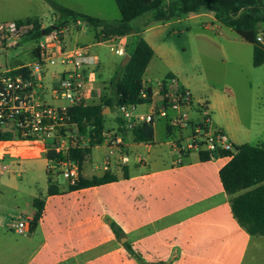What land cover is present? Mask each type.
<instances>
[{
    "label": "crops",
    "instance_id": "obj_1",
    "mask_svg": "<svg viewBox=\"0 0 264 264\" xmlns=\"http://www.w3.org/2000/svg\"><path fill=\"white\" fill-rule=\"evenodd\" d=\"M55 1L95 18L121 19L115 0ZM37 2L45 5L46 0H0V23L37 20L43 30L53 26L57 16L49 5L43 11L35 10ZM116 11L120 15L117 18ZM182 17L154 22L143 28L141 37L155 52L146 70L148 79H143L144 86L152 91V100L131 109L132 116L159 111L164 101L163 85L170 75L193 95L194 109L190 112V119L196 121L210 116L211 129L222 130L235 146L239 138L237 132L250 133L252 129L242 125L232 112L227 122L212 119V115L216 116L225 105H229V98L214 90L215 95L209 101H203L200 98L203 93H193L170 68V55L160 37L164 32L174 31L172 26L181 23ZM196 17L209 19L212 25L204 23L206 29L222 30V24L213 13L201 11ZM66 28V49L85 48L95 61L86 70L91 95L87 105L99 103L103 96H112L110 81L117 60H110L112 68L107 77L103 76V65L109 60V53L121 58L114 50L122 48L126 51L132 36L96 39L101 29L94 30L81 22L70 23ZM89 32L93 34L91 38ZM24 41L35 42L36 45L27 49L34 61L38 56V40L28 38ZM5 44V48L1 47ZM21 45L22 41L15 40L0 43V53L10 47L17 49L14 58L5 57L0 62V72L17 70L28 64L21 57ZM63 72L61 64L50 68L44 89L37 91V99L56 108L68 106L66 101L57 100L52 93ZM143 106L147 108L143 109ZM117 111L121 115L117 107L109 109V114L105 115L104 142L92 149L80 172L86 179L102 177L109 172L116 177L115 182L76 191L69 190L68 184H59V193L49 195L50 162L41 146L32 148L38 152L36 156L6 158L8 182L4 187L9 192L0 190V211L21 210L19 205L25 219L32 220L34 202L40 200L43 213L36 229L26 237L13 230L5 215L0 216V264H264V236L253 237L240 226L232 213L231 197L226 194L220 179V171L230 158L218 155L203 162L200 158L202 152L185 151L181 155L179 148L188 145L193 130L171 122L178 112L170 111L169 117L157 114L151 124L153 141L139 143L134 140L133 131L126 129L125 121ZM109 120L111 125L108 127ZM83 138L84 147H88L90 138ZM72 141L67 139L69 144ZM116 141H120L117 149L114 146ZM38 160H44L48 166L45 189L32 186L27 180L18 182L27 173L26 164ZM11 192L17 203L14 208L7 203Z\"/></svg>",
    "mask_w": 264,
    "mask_h": 264
},
{
    "label": "trees",
    "instance_id": "obj_2",
    "mask_svg": "<svg viewBox=\"0 0 264 264\" xmlns=\"http://www.w3.org/2000/svg\"><path fill=\"white\" fill-rule=\"evenodd\" d=\"M57 16L53 26L43 30L37 20H27L35 24V31L29 38L38 40L42 33L49 34L55 29L66 28L70 23L81 22L94 30L101 29L96 39L109 40L116 37L132 36L125 54L130 61L125 67H119L110 81L113 95L103 96L99 103L72 106L69 116L74 126L72 133L77 137L90 138L88 147L72 146L68 157L82 171L88 162L92 149L104 142L106 108L112 110L121 106H141L151 103L152 91L143 83L146 70L155 52L141 37L143 28L154 22H168L174 18L197 14L201 11L211 12L216 20L239 35L244 41L253 45V64L255 67L264 65V48L257 41L260 28L264 26V0H115L121 19L118 21L103 20L75 12L54 0H46ZM143 18V22L136 23ZM17 71L15 73H19ZM168 78H171L169 75ZM146 93L147 97H142ZM77 129V134L74 133ZM136 142H152L154 131L151 124L137 126L133 130ZM12 135L0 130V140L10 139ZM235 154L219 152V157L233 155L232 159L220 171L223 188L231 197V208L234 218L251 236H264V145L252 146L243 144L234 146ZM48 160H60L62 155L53 151L46 154ZM201 161L214 159V153L202 152ZM58 175L48 171V193H59ZM114 175L106 172L104 176L86 179L80 175L75 185H69L71 191L88 189L115 182ZM35 214L31 221L33 232L43 213V202L35 200ZM117 234H120L116 230ZM130 250V248L128 247ZM162 264V263H159Z\"/></svg>",
    "mask_w": 264,
    "mask_h": 264
},
{
    "label": "built area",
    "instance_id": "obj_3",
    "mask_svg": "<svg viewBox=\"0 0 264 264\" xmlns=\"http://www.w3.org/2000/svg\"><path fill=\"white\" fill-rule=\"evenodd\" d=\"M34 31L33 22L0 23V43L26 40ZM67 32V28H60L49 34L45 33L37 41L38 56L34 61L17 70L0 72V130L12 135L10 139L0 140V175L8 171L7 157L36 156L38 152L32 148L39 145L45 155L49 151L62 155V159L58 161L49 160L51 171H61L69 185H75L79 181V166L69 159L68 154L70 147H84L85 143L83 137H77L72 133L74 126L68 110L72 106L87 105L91 99L87 88L86 70L95 61L85 48L66 49L64 37ZM257 41L264 48V32L258 33ZM114 51L119 56H125L122 48ZM58 64L63 66L64 72L52 93L57 100L68 103L67 107L62 108H56L36 97L37 91L44 89L45 78L50 68ZM17 71L20 72L15 73ZM162 91L164 101L158 112L133 117L131 109L136 106L119 107L126 129L133 131L139 125L153 124L157 114L169 117V112L175 111L179 115L171 118V122L182 128L191 127L193 130L188 145L179 148L181 155L185 151L214 153L216 148L218 152L235 154V148L228 136L222 130L211 129L210 116L196 121L190 119V112L194 109V98L177 79L168 78ZM142 97H147V94L143 93ZM68 138L73 139L71 144L67 142ZM119 144L120 141L114 143L116 149ZM16 149L18 150L15 151ZM114 152L115 149L109 154L112 155ZM227 157L231 160L233 155ZM31 221L20 218L12 223V228L20 236H29L32 232Z\"/></svg>",
    "mask_w": 264,
    "mask_h": 264
},
{
    "label": "rangeland",
    "instance_id": "obj_4",
    "mask_svg": "<svg viewBox=\"0 0 264 264\" xmlns=\"http://www.w3.org/2000/svg\"><path fill=\"white\" fill-rule=\"evenodd\" d=\"M91 1L114 2L111 0ZM41 2L34 5L35 10L43 11L48 6L46 2L45 5H42ZM118 16L120 15H117L116 11V18ZM118 20L120 18L111 21ZM141 20L143 22V18H141L136 23L141 22ZM204 23L212 25L208 18H197L196 14H191L182 17L181 23H175L172 26L174 31L170 30L162 34L160 40L165 42V48L170 55V68L178 73L181 80L190 87L193 93H203V96L200 97L203 101H209L208 99L215 95L214 90H219L229 98V105H225L224 110L216 116L212 115V119L214 118L217 122H227L230 120L228 117L232 112L239 117L242 125L252 129L250 133L237 132L239 138L236 140L235 146L243 144L264 145V65L261 67L254 66L253 45L244 41L234 31L223 25H221L222 30L206 29ZM260 32H264V26L260 28ZM92 35L91 32L88 33V37L91 38ZM34 45L36 44L33 41H22L20 53L27 63L32 62L30 52L27 49H31ZM1 47L5 48L6 44ZM16 51L17 49L11 47L4 49L0 53V62H3L5 57L14 58ZM111 54L109 53V60L103 65L104 77L108 76L110 68H112L110 60L113 58L117 60L114 75L122 66L124 57H112ZM147 79L145 73L144 80ZM142 108L145 109L147 106ZM117 114L120 115L118 111ZM109 125H111L110 120L107 121V126L109 127ZM47 167L44 160L28 162L25 166L27 173H24L23 179L18 182L25 183L27 180L32 183V186L45 189L47 186ZM60 172L55 170V173L59 174V184L67 185L69 182ZM7 175L8 173H5L4 176L0 177V190L9 192L4 187L8 182ZM8 194L10 200H7V203L14 208L17 203L13 200L12 192ZM20 199L18 202L21 201ZM18 207L21 210L0 211V216L5 215L6 221L10 223L16 222L20 217L25 219L22 207L19 205Z\"/></svg>",
    "mask_w": 264,
    "mask_h": 264
},
{
    "label": "water",
    "instance_id": "obj_5",
    "mask_svg": "<svg viewBox=\"0 0 264 264\" xmlns=\"http://www.w3.org/2000/svg\"><path fill=\"white\" fill-rule=\"evenodd\" d=\"M55 30V28H53ZM45 32L42 33V35H44ZM130 61V56L125 54L124 58H123V61H122V67H125ZM104 115H107L109 114V108H106L103 112ZM74 133L77 134V129H74ZM219 153H218V149L216 148L215 149V152H214V156L215 157H218Z\"/></svg>",
    "mask_w": 264,
    "mask_h": 264
}]
</instances>
